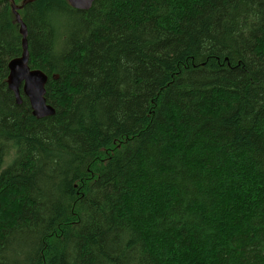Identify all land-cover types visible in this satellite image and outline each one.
I'll use <instances>...</instances> for the list:
<instances>
[{"label":"trees","instance_id":"obj_1","mask_svg":"<svg viewBox=\"0 0 264 264\" xmlns=\"http://www.w3.org/2000/svg\"><path fill=\"white\" fill-rule=\"evenodd\" d=\"M0 264H264V0H0Z\"/></svg>","mask_w":264,"mask_h":264},{"label":"water","instance_id":"obj_2","mask_svg":"<svg viewBox=\"0 0 264 264\" xmlns=\"http://www.w3.org/2000/svg\"><path fill=\"white\" fill-rule=\"evenodd\" d=\"M14 10L22 8L26 3L33 0H24L20 5L14 4L13 0H9ZM96 0H68L71 6L79 9L88 8L92 2ZM17 20L20 22V32L23 35V52L20 57L10 60L8 63V87L13 91L16 102H21L20 88L22 93L27 97L32 114L37 117L52 115L55 109L48 104L45 99V84L47 76L39 69H32L28 65V51L26 47L25 35L26 29L24 23L20 21L17 15Z\"/></svg>","mask_w":264,"mask_h":264},{"label":"rangeland","instance_id":"obj_3","mask_svg":"<svg viewBox=\"0 0 264 264\" xmlns=\"http://www.w3.org/2000/svg\"><path fill=\"white\" fill-rule=\"evenodd\" d=\"M24 0H13L14 4L20 5ZM11 3V2H10ZM19 16V15H18Z\"/></svg>","mask_w":264,"mask_h":264}]
</instances>
